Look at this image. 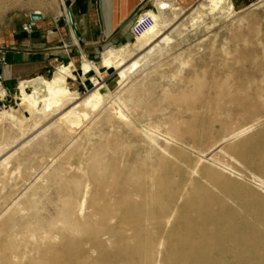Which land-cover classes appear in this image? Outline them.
<instances>
[{"label": "bare ground", "instance_id": "obj_1", "mask_svg": "<svg viewBox=\"0 0 264 264\" xmlns=\"http://www.w3.org/2000/svg\"><path fill=\"white\" fill-rule=\"evenodd\" d=\"M224 1L203 0L199 5H210L212 12L224 10ZM158 7L161 12L172 10L164 0ZM151 13L155 23L146 31L163 24L160 16ZM142 34L137 36L140 47ZM138 66L134 60L122 67L115 75L116 83L122 84ZM92 69L97 72L84 64L86 73ZM69 74L70 68L62 66L40 84L23 81L21 97L26 107L37 110L42 102L45 114L50 115L77 99V92L66 84ZM30 85H45V89L30 91ZM105 89H93L77 109L101 104L106 100ZM1 94H5L2 89ZM195 115L169 123L150 119L136 126L138 133L126 115L124 126L129 130H118L114 139L101 140L80 161L76 173L65 167L79 151L78 145L71 149L76 145L72 138L59 157L51 158L56 164L47 162L45 172L38 176L47 185H57L51 200L57 218L41 219L35 213L19 216L21 198L12 200L0 215V264H264V90L257 89L248 98L221 101L205 118ZM7 117L14 120L13 126L19 125V135L11 139L25 136L28 129L23 122L0 108V121ZM5 146L3 139L0 156ZM14 155L0 161V173L6 178ZM15 166L16 173H21V164ZM30 190L36 193L38 187L33 184Z\"/></svg>", "mask_w": 264, "mask_h": 264}, {"label": "rangeland", "instance_id": "obj_2", "mask_svg": "<svg viewBox=\"0 0 264 264\" xmlns=\"http://www.w3.org/2000/svg\"><path fill=\"white\" fill-rule=\"evenodd\" d=\"M164 1L171 4L172 10L161 12L158 1L156 9H153V12L160 16L162 26L155 31H143L141 47L137 45L136 37L131 43L119 49L114 69L108 73H100L97 70L96 75L89 76L87 81L81 83L79 89L71 84L74 81L72 78L66 77L67 86L71 91L77 92L78 98L66 102L60 111L45 114V117L39 114L34 117L19 105L21 102L19 91L12 103H7L4 107L0 104L3 110L13 109L17 115L25 117V124L28 127L27 134L18 140L13 139L14 143L5 146L6 151L0 156L2 161L15 152L11 159L8 174L10 177L6 178V175L0 173V215L12 200L21 198L23 209L18 211L19 216L27 217L35 213L41 219L57 218L55 201H51L55 197L57 185L54 183L47 185L39 180L38 176L45 172L47 162L53 166L56 164L51 163V158L59 157L58 152L65 150L72 138L76 145L71 146V149L78 145L79 151L75 152L65 167L76 173L78 165L101 140H112L116 131L129 130L124 126L126 115L135 122L133 131L138 133L139 127L136 126L146 125L150 119L168 120L169 123L182 116L190 117L197 113L198 116L201 114V118H205V115H209V109L216 107L221 101L228 102L237 96L248 98L255 95L257 89L264 90V0H225L224 10L212 12L210 5H206L205 8L199 5L203 0H195L187 6ZM60 4L61 0H0V47L7 51L13 47L11 34L15 29L23 33L30 32L31 28L25 30L24 26L33 21L32 13L38 11L45 16V13L51 10H58ZM198 15L202 18L197 17ZM166 36L170 37V41L165 42ZM134 60L139 61L138 68L122 84L116 83V73ZM255 65L257 71L254 70ZM93 76L100 77L98 83L90 80ZM52 77L53 75L50 78ZM75 81L80 80L75 78ZM215 83L218 87L214 86ZM218 84L221 85L220 88ZM99 86L106 87L107 90H104L106 100L90 109H77L78 103ZM202 101L205 103H201ZM70 121L75 123L64 127ZM18 126H13L7 121L1 123L0 141L6 138L2 133H5V136L9 133L13 137L18 136ZM218 150L213 153L217 154ZM211 154L207 158H210ZM16 164H21V173H16ZM33 184L38 187L36 193L30 190Z\"/></svg>", "mask_w": 264, "mask_h": 264}, {"label": "crops", "instance_id": "obj_3", "mask_svg": "<svg viewBox=\"0 0 264 264\" xmlns=\"http://www.w3.org/2000/svg\"><path fill=\"white\" fill-rule=\"evenodd\" d=\"M159 1L61 0L59 9L51 10L34 21L30 32L15 29L11 34L13 47L6 54L7 65L0 70L1 89L5 91L0 104L12 103L19 91V105L34 117L37 114L45 117L42 102L37 110L26 107L21 97V83L31 81L40 84L41 79H51L58 68L66 66L70 68L68 79L72 78L71 84L79 89L89 76L96 75L93 69L88 73L84 71L85 63L92 64L100 73H108L116 67L119 49L133 41L130 27L135 17L141 12L155 10ZM168 1L173 5L187 6L195 0ZM75 78L80 81H75ZM35 89L44 90L45 85H30V91ZM8 111L28 129L25 117L17 115L13 109ZM5 121L11 123L14 120L7 117L0 124ZM34 126H37L36 122ZM2 136L9 142L7 145L14 143L12 134L5 136L2 133Z\"/></svg>", "mask_w": 264, "mask_h": 264}, {"label": "built area", "instance_id": "obj_4", "mask_svg": "<svg viewBox=\"0 0 264 264\" xmlns=\"http://www.w3.org/2000/svg\"><path fill=\"white\" fill-rule=\"evenodd\" d=\"M152 11H153V9L141 12L135 17V19H134V21L130 27V32H131V35L133 36V38H136L138 36L139 32L146 31L155 23L154 16L151 13ZM32 24H33V21H31L29 24H26L24 26L25 30L30 29ZM6 54H7V50L0 47V70L7 65ZM99 79H100V77H94L93 76L90 80H94L95 82L98 83ZM95 82H93V83L95 84ZM1 85H2V77L0 74V102H2L5 98V94L4 95L1 94ZM1 106L4 107L5 104L1 103Z\"/></svg>", "mask_w": 264, "mask_h": 264}, {"label": "water", "instance_id": "obj_5", "mask_svg": "<svg viewBox=\"0 0 264 264\" xmlns=\"http://www.w3.org/2000/svg\"><path fill=\"white\" fill-rule=\"evenodd\" d=\"M41 18H42V14H41V13H37V12H35V13H32V14H31V19H32L33 21L40 20Z\"/></svg>", "mask_w": 264, "mask_h": 264}]
</instances>
